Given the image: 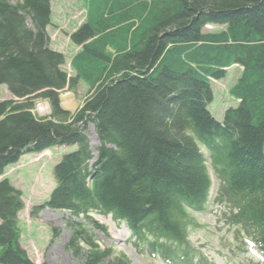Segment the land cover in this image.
Segmentation results:
<instances>
[{
	"label": "trees",
	"instance_id": "obj_1",
	"mask_svg": "<svg viewBox=\"0 0 264 264\" xmlns=\"http://www.w3.org/2000/svg\"><path fill=\"white\" fill-rule=\"evenodd\" d=\"M51 1L0 0V84L14 98L0 101V264H36L20 244L23 193L6 168L62 145L78 148L55 166L56 187L31 215L46 207L72 215L67 248L79 264H133L78 222L90 212L125 222L153 255L192 264V211L207 209L212 189L202 147L226 223L264 256V0H89L70 35L80 47L74 76L50 48ZM207 24L224 28L205 32ZM233 65L242 69L229 90L237 103L220 123L208 108L211 80ZM80 81L91 93L72 116L60 94ZM36 99L49 102V119L31 112Z\"/></svg>",
	"mask_w": 264,
	"mask_h": 264
},
{
	"label": "rangeland",
	"instance_id": "obj_2",
	"mask_svg": "<svg viewBox=\"0 0 264 264\" xmlns=\"http://www.w3.org/2000/svg\"><path fill=\"white\" fill-rule=\"evenodd\" d=\"M51 2L52 25L48 27L50 47L65 55V64L62 68L69 76H74L75 71L71 66V59L80 47L71 41L70 35L86 20L89 0H52ZM223 28L224 26L207 24L204 31L219 32ZM110 50L113 49L110 48ZM241 70L240 66L233 65L227 69L223 79L211 80L213 101L208 108L219 122H223L225 111L230 107H235L237 103L229 90L236 82ZM90 93L89 86L80 81L76 90L69 89L60 94L61 105L73 116L81 109L83 101ZM9 98H13L9 89L6 85L0 84V101ZM40 101L42 99L34 100L31 112L37 117L45 116L42 118L49 119L50 110L42 112L43 104ZM48 107L50 108L49 104ZM86 134L96 159V148L99 142L92 123L88 125ZM77 148V145H62L51 147L37 155L27 153L20 159L21 167L13 171L9 177L24 194L26 206L19 215L23 230L22 247H27V251L29 249L28 253L36 263L79 264V260L67 248L71 231L66 226L65 218L70 217V213L45 208L37 217L31 216L32 207L47 202L56 187L55 166L64 155L76 151ZM202 150L208 160L213 185L207 209L203 212L192 211L196 224L189 228L188 238L194 248L191 253L194 264H264V257L257 245L248 238L242 237L243 235L237 228L226 223L228 208L215 201L220 182L211 166L208 152L203 147ZM89 216L104 226L106 231L96 229L84 217H79L77 220L92 231V235L101 248L113 249L115 254H125L133 264H174L167 262L158 254L153 256L147 247L136 245L125 223L123 224L126 226L113 219L115 225L112 221L109 224L105 223L106 220L102 222L99 220V213L95 212L90 213ZM123 226L129 231L126 238H124L125 235L117 234L118 229L126 231ZM52 228H58L60 235L54 237Z\"/></svg>",
	"mask_w": 264,
	"mask_h": 264
},
{
	"label": "bare ground",
	"instance_id": "obj_3",
	"mask_svg": "<svg viewBox=\"0 0 264 264\" xmlns=\"http://www.w3.org/2000/svg\"><path fill=\"white\" fill-rule=\"evenodd\" d=\"M42 104H43V107H42V112H46V110H50V112H51V107L49 108L48 107V104H49V102L47 101V100H42V101H40ZM50 105V104H49ZM100 215V214H99ZM105 217L107 218V216H103V215H100L99 216V220H102V222L103 221H107V222H105V223H108L109 224V222L110 221H112V216H109L108 217V219H105ZM109 220V221H108ZM112 223L114 224V222L112 221ZM115 225V224H114ZM124 225V224H123ZM125 226V225H124ZM123 226V227H124ZM119 228V227H118ZM125 228V227H124ZM126 229V228H125ZM129 233V231L126 229V231L125 230H122V229H118V232H117V234L118 235H120V234H122V235H125V237L124 238H126V236H127V234Z\"/></svg>",
	"mask_w": 264,
	"mask_h": 264
},
{
	"label": "built area",
	"instance_id": "obj_4",
	"mask_svg": "<svg viewBox=\"0 0 264 264\" xmlns=\"http://www.w3.org/2000/svg\"><path fill=\"white\" fill-rule=\"evenodd\" d=\"M40 107H42V106L40 105Z\"/></svg>",
	"mask_w": 264,
	"mask_h": 264
},
{
	"label": "crops",
	"instance_id": "obj_5",
	"mask_svg": "<svg viewBox=\"0 0 264 264\" xmlns=\"http://www.w3.org/2000/svg\"><path fill=\"white\" fill-rule=\"evenodd\" d=\"M53 10V9H52Z\"/></svg>",
	"mask_w": 264,
	"mask_h": 264
}]
</instances>
